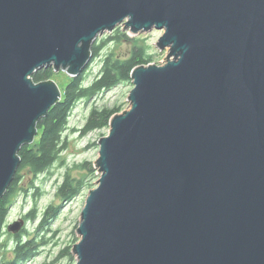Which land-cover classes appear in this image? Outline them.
I'll return each instance as SVG.
<instances>
[{
  "label": "water",
  "instance_id": "water-1",
  "mask_svg": "<svg viewBox=\"0 0 264 264\" xmlns=\"http://www.w3.org/2000/svg\"><path fill=\"white\" fill-rule=\"evenodd\" d=\"M120 24L168 52L97 140L75 264H264V0H0V198L62 97L32 74L77 76Z\"/></svg>",
  "mask_w": 264,
  "mask_h": 264
},
{
  "label": "rangeland",
  "instance_id": "rangeland-1",
  "mask_svg": "<svg viewBox=\"0 0 264 264\" xmlns=\"http://www.w3.org/2000/svg\"><path fill=\"white\" fill-rule=\"evenodd\" d=\"M117 27L122 32H126L122 24ZM114 30L98 35L94 43L97 42L99 46L102 38L115 36ZM127 34L130 38L118 42L111 39L103 43L98 56L89 62L84 71L85 83L91 82L97 75L106 55L121 59L127 58L135 44L145 47L147 53L152 56L151 63L157 65L165 63L168 50L160 51L155 45L163 34V30L153 28L145 33ZM61 72L52 79L60 88H63L70 76L64 71ZM132 86L130 81L105 91L98 97L77 103L68 118L67 129L63 134L65 148L61 151L57 161L42 174L33 175L27 169L19 172L20 179L17 184L16 196L8 210L0 256L13 257L12 248L15 246V234L7 230V225L22 222L20 229L26 230L22 238L33 239L38 245L35 255L22 264H75L71 247L80 238L75 229L85 197L88 191L96 186L99 177L94 167L99 150L97 140L108 133V128H104L83 135L82 129L91 107H119L120 112L129 109L130 103L127 101V96ZM66 175L70 178H83L84 181L83 188L70 200H64L57 192L58 186ZM57 206L59 209L52 216L50 207ZM32 210H34V218L26 220L25 216ZM42 222L44 225L40 227ZM66 247H68V254L65 251Z\"/></svg>",
  "mask_w": 264,
  "mask_h": 264
},
{
  "label": "trees",
  "instance_id": "trees-1",
  "mask_svg": "<svg viewBox=\"0 0 264 264\" xmlns=\"http://www.w3.org/2000/svg\"><path fill=\"white\" fill-rule=\"evenodd\" d=\"M115 36H108L92 45L93 60L98 56V52L103 43L108 40L115 42L130 38L126 32H122L119 27L114 30ZM90 60V61H91ZM89 61V62H90ZM152 61V56L147 53L142 45H133L130 50V55L127 58L121 59L106 55L102 62L97 75L89 83H85V70L75 76L68 77L66 85L62 89V97L60 101L53 105L47 113V116L42 118L38 124V134L34 141L29 145H23L19 151L21 159L19 168L15 174L12 183L8 186L4 195L0 198V246L5 235V223L8 216V210L16 196L17 184L20 179L19 172L27 169L33 175H38L46 172L57 161L61 151L65 148L64 131L67 129L68 118L73 107L80 101H88L94 97H98L101 93L111 90L121 84L130 82V72L134 66L140 64H148ZM62 72H54L52 67H44L36 70L32 74L35 82L52 79L57 74ZM120 112L119 107H91L86 122L83 126V135L94 130H102L108 128L109 118L113 113ZM91 169V168H90ZM83 178H70L66 175L57 192L64 200L73 198L84 186ZM62 199V198H61ZM59 207H50L51 215L54 216ZM34 210L29 212L25 219L34 218ZM44 222V220H43ZM41 223L40 227L44 225ZM26 230L21 228L15 234V246L12 248L13 257L6 258L0 256V264H22L24 261L33 257L38 247L37 243L30 238H22ZM68 254V247L65 248ZM70 254V253H69Z\"/></svg>",
  "mask_w": 264,
  "mask_h": 264
},
{
  "label": "flooded vegetation",
  "instance_id": "flooded-vegetation-1",
  "mask_svg": "<svg viewBox=\"0 0 264 264\" xmlns=\"http://www.w3.org/2000/svg\"><path fill=\"white\" fill-rule=\"evenodd\" d=\"M83 69H84V68H83ZM82 71H83V70H82ZM82 71H81V72H82ZM81 72H80V73H81ZM80 73H79V74H80ZM79 74H78V75H79Z\"/></svg>",
  "mask_w": 264,
  "mask_h": 264
}]
</instances>
